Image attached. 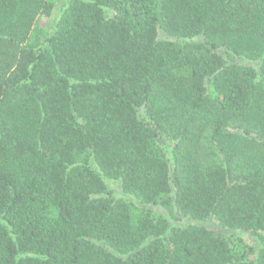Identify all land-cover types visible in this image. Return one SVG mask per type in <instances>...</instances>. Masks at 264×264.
Instances as JSON below:
<instances>
[{"label": "trees", "instance_id": "1", "mask_svg": "<svg viewBox=\"0 0 264 264\" xmlns=\"http://www.w3.org/2000/svg\"><path fill=\"white\" fill-rule=\"evenodd\" d=\"M52 12L0 0V264H264L204 226L264 242V0Z\"/></svg>", "mask_w": 264, "mask_h": 264}, {"label": "rangeland", "instance_id": "2", "mask_svg": "<svg viewBox=\"0 0 264 264\" xmlns=\"http://www.w3.org/2000/svg\"><path fill=\"white\" fill-rule=\"evenodd\" d=\"M46 1L48 3H51L53 6L52 15L49 18H43V17L40 18L38 24L41 28H43L45 30H49L50 27L54 24L56 18H58L60 16V14H61L62 10L64 9L68 0H46ZM108 184H109L110 190L113 192V194L115 196L124 197L120 193L117 183L109 182ZM149 209H151V211L153 213H156L158 215H163L164 217H166L169 220V222L171 223V225H173L175 227L185 226L189 223L185 219L173 221L171 218H169V216L166 214V212L158 206L149 207ZM204 226H206L207 228H210L211 230H215V231L220 232L224 237H229V238L235 239V240L241 239V241L245 242L246 244H248L249 246L254 248L255 251H258L260 248L264 247V242L258 240L257 238H254L250 234H246L244 232L222 230V229L218 228V226L213 221H209V222L204 223Z\"/></svg>", "mask_w": 264, "mask_h": 264}]
</instances>
